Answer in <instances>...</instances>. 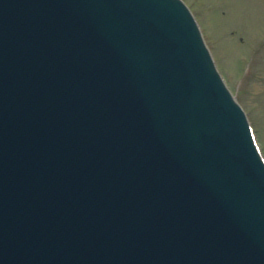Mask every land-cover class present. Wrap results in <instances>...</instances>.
<instances>
[{
	"label": "water",
	"instance_id": "obj_1",
	"mask_svg": "<svg viewBox=\"0 0 264 264\" xmlns=\"http://www.w3.org/2000/svg\"><path fill=\"white\" fill-rule=\"evenodd\" d=\"M0 264H264V162L182 0H0Z\"/></svg>",
	"mask_w": 264,
	"mask_h": 264
},
{
	"label": "rangeland",
	"instance_id": "obj_2",
	"mask_svg": "<svg viewBox=\"0 0 264 264\" xmlns=\"http://www.w3.org/2000/svg\"><path fill=\"white\" fill-rule=\"evenodd\" d=\"M264 148V0H187Z\"/></svg>",
	"mask_w": 264,
	"mask_h": 264
}]
</instances>
